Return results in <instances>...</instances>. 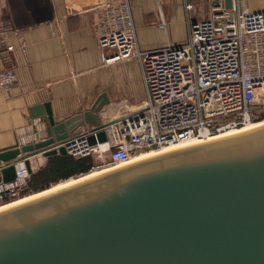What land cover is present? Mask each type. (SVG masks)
Wrapping results in <instances>:
<instances>
[{
    "label": "water",
    "instance_id": "obj_1",
    "mask_svg": "<svg viewBox=\"0 0 264 264\" xmlns=\"http://www.w3.org/2000/svg\"><path fill=\"white\" fill-rule=\"evenodd\" d=\"M109 103L102 92L63 120L51 102L33 105L45 137L0 150V181L16 178L19 159L34 173L69 154L65 143L107 142L121 118L106 116ZM0 264H264V124L0 208Z\"/></svg>",
    "mask_w": 264,
    "mask_h": 264
},
{
    "label": "built area",
    "instance_id": "obj_2",
    "mask_svg": "<svg viewBox=\"0 0 264 264\" xmlns=\"http://www.w3.org/2000/svg\"><path fill=\"white\" fill-rule=\"evenodd\" d=\"M208 2L207 15L192 19L194 0H184L188 37L153 49L139 47L131 0L93 6L102 63L138 59L145 99L109 127L104 149L84 139L64 144L75 157H98L88 172L126 164L146 150L155 154L208 140L264 117V8L250 10L242 0ZM8 25L0 14V88L6 91L18 77L5 64L16 48L7 41ZM39 123L37 132L27 126L29 137L21 135L18 145L45 137ZM14 164L16 178L0 181V204L28 190L26 158Z\"/></svg>",
    "mask_w": 264,
    "mask_h": 264
},
{
    "label": "crops",
    "instance_id": "obj_3",
    "mask_svg": "<svg viewBox=\"0 0 264 264\" xmlns=\"http://www.w3.org/2000/svg\"><path fill=\"white\" fill-rule=\"evenodd\" d=\"M99 1L0 0V14L9 22L7 41L16 46L5 64L18 75L10 90L0 88V150L18 145L21 135L29 137L30 108L38 103L51 102L56 120L90 107L102 92L110 99L104 109L108 118H116L143 104L145 84L138 59L106 65L101 61L93 10ZM242 2L250 10L264 8V0ZM194 3V19L205 17L208 0H194ZM130 5L141 49L185 40L177 37L175 28L176 22L184 23L186 14L188 33L184 0H131ZM179 15L182 18L176 19ZM168 26L170 37H167ZM40 125L44 128V122ZM96 145L107 147L105 142ZM70 155H51L42 168L57 169L61 159ZM60 171L68 170L64 167ZM85 173L50 181L48 186Z\"/></svg>",
    "mask_w": 264,
    "mask_h": 264
},
{
    "label": "trees",
    "instance_id": "obj_4",
    "mask_svg": "<svg viewBox=\"0 0 264 264\" xmlns=\"http://www.w3.org/2000/svg\"><path fill=\"white\" fill-rule=\"evenodd\" d=\"M94 164L95 161L93 156L75 157L70 155L63 157L59 162L57 169L56 167L51 168L50 170L47 168H42L32 173L26 193L30 192L31 190L41 191V189L48 187L50 181H58L59 178L68 177L74 173H88L89 169ZM64 167L68 170L65 173L64 171H60V169Z\"/></svg>",
    "mask_w": 264,
    "mask_h": 264
},
{
    "label": "bare ground",
    "instance_id": "obj_5",
    "mask_svg": "<svg viewBox=\"0 0 264 264\" xmlns=\"http://www.w3.org/2000/svg\"><path fill=\"white\" fill-rule=\"evenodd\" d=\"M262 124H264V117H263L262 119H259V120L251 121V122L247 123L246 125H244V126H242V127H240V128H237V129H231V130H227V131H225V132H222V133H220V134L214 136L213 138H215V137H219V136L228 135V134H232V133H235V132H240V131L247 130V129H251V128H254V127H256V126L262 125ZM191 142H192V141H191ZM193 142H194V141H193ZM106 146H108V145H106ZM101 148L104 149L105 147H102V146H101ZM170 148H172V147H170ZM167 149H168V148H167ZM153 153H154L153 151H149V150L143 151V152H141L139 155L133 157V160H136V159H139V158H142V157H145V156L151 155V154H153ZM98 172H100V171H98V170H93V171L88 172V173H86V174L80 175V177H78V178H75V179L72 178V179H71L70 181H68V182L60 183L59 185H55V186L49 187V188H47V189L41 190V191H39V192H36V193L30 194V195H26V196H24V197L19 196V197L13 199V200H10V202L7 201V202H5V203L0 204V208H2V207H4V206H7V205H10V204H14V203H17V202H20V201L26 200V199H28V198H31V197L37 196V195H39V194H43V193L48 192V191H50V190H54V189H56V188H59V187H61V186H64V185H66V184H69V183H71V182H74V181H76V180H78V179L84 178V177H86V176H89V175H91V174H95V173H98Z\"/></svg>",
    "mask_w": 264,
    "mask_h": 264
},
{
    "label": "rangeland",
    "instance_id": "obj_6",
    "mask_svg": "<svg viewBox=\"0 0 264 264\" xmlns=\"http://www.w3.org/2000/svg\"><path fill=\"white\" fill-rule=\"evenodd\" d=\"M195 13H196V9H194V10H192L191 11V17H192V19H194L195 18ZM207 15V14H206ZM198 17H200V16H198ZM182 18V16L181 15H179V16H177V18L176 19H181ZM175 28L177 29V37L179 38V39H181L182 37H184V39L186 40V38L188 37V33H187V35H186V32H187V18H186V14H185V16H184V23H182V22H176L175 23ZM170 28H171V25H170ZM173 35H176L175 33H173ZM167 37H170V29H169V26H168V36ZM183 39V40H184ZM168 41V40H167ZM93 156V158H94V161H95V163L96 162H98V157H96V156H94V155H92ZM51 187V186H50ZM40 191V190H39ZM38 190H31L30 192H28V193H25V194H23V195H21L22 197H24V196H26V195H30V194H33V193H36V192H39Z\"/></svg>",
    "mask_w": 264,
    "mask_h": 264
}]
</instances>
